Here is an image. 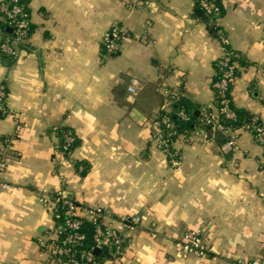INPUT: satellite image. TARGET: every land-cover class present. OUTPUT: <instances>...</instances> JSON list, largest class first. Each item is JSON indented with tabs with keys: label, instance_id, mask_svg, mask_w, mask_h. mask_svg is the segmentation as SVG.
Masks as SVG:
<instances>
[{
	"label": "crops",
	"instance_id": "obj_1",
	"mask_svg": "<svg viewBox=\"0 0 264 264\" xmlns=\"http://www.w3.org/2000/svg\"><path fill=\"white\" fill-rule=\"evenodd\" d=\"M26 3L28 40L16 44L15 57L0 47L11 110L0 114V157L22 125L0 167V264H50L38 238L53 218L38 196L60 186L61 175L78 202L142 218L125 254L100 264L264 260V145L243 121L232 127L238 148L225 153L228 134L201 121L206 107H216L220 28L240 53L233 105L264 123V0H221L217 24L197 0ZM115 25L120 47L104 56V34ZM11 32L0 24V46ZM133 78L141 82L137 94L128 91ZM165 90L176 99L164 108ZM179 103L193 119L174 139V164L153 139L152 120L179 117ZM62 129L78 141L69 165L59 152ZM191 229L204 230L207 256L179 249Z\"/></svg>",
	"mask_w": 264,
	"mask_h": 264
},
{
	"label": "built area",
	"instance_id": "obj_2",
	"mask_svg": "<svg viewBox=\"0 0 264 264\" xmlns=\"http://www.w3.org/2000/svg\"><path fill=\"white\" fill-rule=\"evenodd\" d=\"M206 14L214 16L215 23L221 17L220 8L216 0H199ZM212 18V17H211ZM0 24L2 27L11 28V33H6L1 51L8 56L15 57L18 53V43L26 42L31 30L30 12L26 0H3L0 2ZM222 43V53L217 61V75L213 82L216 107L208 106L203 111L201 121L207 126L228 134V138L222 144V151L229 153L238 148L236 138L232 135V126L227 125L224 119H235L237 113L233 107L232 86L236 77L240 53L233 49L225 33L216 29ZM123 31L119 25H115L105 32L103 37L104 56L117 51ZM141 82L133 78L128 85V91L137 94ZM167 103H173L176 99L174 91L165 90ZM6 87L0 85V114H11L6 102ZM177 115L182 120L191 119V115L183 108L177 110ZM251 129L256 140L264 145V123L257 115H252L243 120ZM153 139L158 143L172 159L178 164V154L172 149L174 139L180 134V128L171 119L169 114L156 116L152 120ZM22 129L21 123H17L11 137L5 139L0 157V167L4 168L9 161L7 147L18 138ZM59 152L64 164H71L70 156L73 152V142L76 138L71 130H63L61 133ZM264 159V156H263ZM60 186L55 189H44L39 193V200L49 211L53 218V225L38 238L43 255H46L50 264H100L103 260L118 259L127 249L128 241L141 223L140 215H114L108 207L83 204L75 200L66 187L64 175L60 176ZM7 183L1 187H7ZM120 226H117V224ZM184 253H193L204 257L209 254L211 247L203 229H191L186 231L177 243ZM98 250V253L96 252ZM247 264H264V260L253 259Z\"/></svg>",
	"mask_w": 264,
	"mask_h": 264
},
{
	"label": "trees",
	"instance_id": "obj_3",
	"mask_svg": "<svg viewBox=\"0 0 264 264\" xmlns=\"http://www.w3.org/2000/svg\"><path fill=\"white\" fill-rule=\"evenodd\" d=\"M197 2H198V4L200 5V2H199V0H197ZM216 3H217V5L219 6V8H220V13H221V15H222V13H223V7H222V4H221V0H216ZM201 6V5H200ZM201 9H202V7H201ZM203 10V9H202ZM204 11V10H203ZM205 12V11H204ZM206 14V13H205ZM207 16H210V15H208V14H206ZM211 17H212V19H215V15L214 16H212L211 15ZM233 107H234V110L236 111V113H237V117H236V120L235 119H224V122L227 124V125H230V126H232V127H238V126H240L242 123H243V120H245V119H248L250 116H252V114H250V113H248V112H246V111H244V110H242V109H238V108H236L234 105H233ZM177 108H183V109H185L188 113H189V111H188V107L183 103V104H180L179 103V105H177ZM169 116L171 117V119L177 124V126H178V128H180L181 129V127H183V126H186L188 123H191L192 122V119L190 120H182L181 118H179V117H177V116H175L174 114H169ZM64 129H62V130H60V131H63ZM61 139H62V137H61ZM78 143V141H77V138H75V140H74V142H73V147H75L76 146V144Z\"/></svg>",
	"mask_w": 264,
	"mask_h": 264
},
{
	"label": "water",
	"instance_id": "obj_4",
	"mask_svg": "<svg viewBox=\"0 0 264 264\" xmlns=\"http://www.w3.org/2000/svg\"><path fill=\"white\" fill-rule=\"evenodd\" d=\"M96 252L98 253V250Z\"/></svg>",
	"mask_w": 264,
	"mask_h": 264
}]
</instances>
